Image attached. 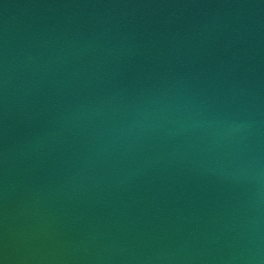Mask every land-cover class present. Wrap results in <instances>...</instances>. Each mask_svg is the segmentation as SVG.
Wrapping results in <instances>:
<instances>
[{
    "label": "water",
    "instance_id": "1",
    "mask_svg": "<svg viewBox=\"0 0 264 264\" xmlns=\"http://www.w3.org/2000/svg\"><path fill=\"white\" fill-rule=\"evenodd\" d=\"M0 264H264V0H0Z\"/></svg>",
    "mask_w": 264,
    "mask_h": 264
}]
</instances>
